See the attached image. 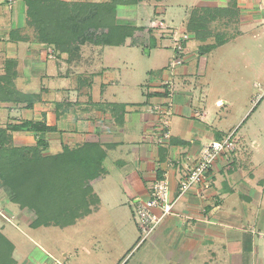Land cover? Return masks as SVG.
<instances>
[{"label":"crops","instance_id":"obj_1","mask_svg":"<svg viewBox=\"0 0 264 264\" xmlns=\"http://www.w3.org/2000/svg\"><path fill=\"white\" fill-rule=\"evenodd\" d=\"M27 1L13 0L11 8H7L0 0V75L7 73L8 61L14 62L9 70L19 95L18 102L6 105L2 123L7 125L0 127L5 129L25 122L43 125L47 132L8 129L7 134L14 147H34L38 139L44 140L45 156H58L76 149L86 152L100 149L104 153L102 172L87 183L90 189L85 194L88 203L84 216L66 227H49L63 231L74 227L91 215L93 206L101 199L109 210L123 207L124 192L123 196L119 195L120 185L104 167L107 160L114 161L118 156L114 163L122 165L123 183L130 186L129 201L147 198L156 179L166 176L170 182L174 213L161 221L154 234V239L165 236V241H152L146 249L151 252L147 259L152 254H162L158 260H150V264H264V250L262 259H254L256 247L252 239L245 233L233 238L232 225L234 217L246 221L247 214H253V208L264 204L263 143L259 146V135H250L247 129L238 138L233 131L235 126L224 130L227 117L207 109L208 97L200 81L209 73L205 68L206 51L242 39L251 42L258 51L260 28L264 33V0L232 1L231 9L238 18L237 34L220 46L211 43L214 37L207 38L210 43L197 40L186 31V25H181L179 30L187 32L189 40L184 43L182 65L173 69L171 60L178 53L170 39L163 44L162 36L163 31L172 28L163 19L158 20L159 16L167 13L172 21H188L193 8L225 9L230 7L228 0H213L226 1L221 6L204 5L201 0H145L118 6L122 8H116V20L129 23L120 27L132 25L130 36L123 40L121 36H99L96 44L86 42L78 49L74 44L75 47L67 50L30 39ZM59 1L100 4L108 0ZM186 8L190 10L188 14ZM109 39L122 42L103 43ZM140 46L148 55L155 51L156 63L160 60L159 53L170 51L168 64L147 71L146 82L140 77L130 79L132 56ZM247 55L248 51L242 52V57ZM240 81L242 77L236 83ZM226 102L217 99L215 108H228L230 103ZM165 132L169 134L168 139L163 138ZM227 137H231V148L218 155L204 183L178 197L179 178L196 165L202 147ZM96 183L106 190L101 195L95 190ZM239 202L247 204V208H242ZM15 207L9 202L2 205L0 216L5 217L4 210H7L11 220L16 216L21 219ZM13 225L20 230L21 224ZM3 231L4 226H0V233ZM5 238L13 245L14 252L15 245ZM95 241L91 251L94 256L99 247V240ZM133 242L138 244L136 227L132 232ZM40 251L47 258H37L35 264H76L58 246L53 253H47L42 247Z\"/></svg>","mask_w":264,"mask_h":264},{"label":"rangeland","instance_id":"obj_2","mask_svg":"<svg viewBox=\"0 0 264 264\" xmlns=\"http://www.w3.org/2000/svg\"><path fill=\"white\" fill-rule=\"evenodd\" d=\"M110 1L108 0L106 3ZM146 1L155 2L154 0ZM232 1L228 0L227 2L231 10L229 16H216L213 22L211 21L206 25L208 36L228 40L237 34L238 18L234 14V10L231 9ZM224 2L226 1L201 0V3L204 5L213 6H221ZM116 8L114 9V24L120 27L128 22L116 20ZM119 8L122 7H118L117 9ZM185 11L188 14L190 10L186 8ZM86 13L87 10H85ZM162 19L168 26L174 29H181V25L185 27L187 22V19L181 22L179 19L172 21V17H168L167 13L159 16L158 20ZM126 27L132 29V25ZM27 32L30 39L33 40L36 34L35 28L27 27ZM258 33L260 34V48L258 51L251 42L244 41L243 39L236 43L228 42L210 52L206 51L205 68L209 73L207 72V76L200 81L205 86L203 93L208 97L205 100L207 109L227 117L226 124L222 128L228 131L235 126L233 131L236 138L247 129L251 133L250 135H255V137L259 135V146L263 143L262 147L264 148V33L262 32V28H260ZM243 36L246 35L244 34ZM205 41L206 43H210L208 39H205ZM211 43H215V41H211ZM163 44H166V39ZM191 44H194V42L192 41ZM69 46L71 48L75 47L74 44H70ZM244 51H248L246 58L242 57V52ZM155 55V51H151L150 55H148L141 46L136 50V55L133 54L132 56L133 73H130L131 81L140 77V80L143 79L146 82L145 73L147 71L154 70L160 65L164 66L168 64V58L170 57L169 50L158 54L160 58L158 63L155 62ZM137 74L139 75L136 76ZM230 77L231 79H229ZM240 77L243 78V81L236 83ZM9 87L11 86L9 85ZM130 92L132 94V89ZM129 99L132 100V96ZM217 99L226 100V103H230L228 108H215V101ZM8 103L11 102H0V126L7 125L2 122L5 120L6 113L4 109ZM241 118H243L242 121L245 120L243 125H241ZM115 157L117 159L118 156ZM115 159L114 161L112 159L107 160L104 167L112 173L111 175L120 185L118 187L119 195L123 196L122 193L124 192L125 204L123 207L109 210L107 205L103 203V199H101V202L93 206L91 215L88 218L78 221L74 227H70V229L64 231L53 227H41L37 230H31L30 224L34 220L33 213L26 209H20L17 204L10 201V192L4 186V181L0 176V210L2 209V205L8 202L12 203L17 206L15 207V213L21 218L19 219L16 216V218L11 220V215L8 214L9 211L7 210V212L4 210L5 217L2 218L0 216V226H4V233L1 232V234L15 245V250L12 254L19 264H35V259L41 257L47 258V255L42 253L40 248H44L47 253H53L55 246L63 249L70 259L72 258L73 261H76V264H148L150 260L154 262L158 258H161L162 254L157 251V253L159 252L158 256L152 254L154 256L150 257L151 259H147L148 253L151 252H147L146 250L152 241L154 243L165 241V236L154 239V234L158 231L156 229L159 225L144 240L138 238V244L137 242H133L132 244V232H134L135 227L138 236L139 232L137 226H134L132 200L129 201L128 197L130 186L123 183V175H121L123 172L121 169L122 165H116L114 163ZM95 190L100 195L101 192L106 191L100 183H96ZM239 203L242 205V208H247V204ZM252 210L253 214H247L246 221L235 217L232 219V225L235 228L233 238L245 233L252 239L256 247L254 248L252 257L254 259L255 257L262 259V251L264 250V204L258 209L256 207ZM122 211L125 212V215L121 214ZM13 224H21L20 230H16ZM26 226L29 227L26 228ZM236 229L240 233L236 232ZM9 232H12V234ZM95 240H99V247L97 255L94 256L91 251L94 247L93 245H96ZM57 254L59 255V253Z\"/></svg>","mask_w":264,"mask_h":264},{"label":"trees","instance_id":"obj_3","mask_svg":"<svg viewBox=\"0 0 264 264\" xmlns=\"http://www.w3.org/2000/svg\"><path fill=\"white\" fill-rule=\"evenodd\" d=\"M142 1L145 0L67 4L59 0H28L27 27L35 28L33 39L36 42L54 45L62 50H67L70 44L77 47L86 42L96 44L99 36H121L123 40L132 34L133 29L114 24V9ZM230 14L229 8H193L189 14L186 31L199 41L214 37L213 45L220 46L225 40L208 36L206 25L213 22L216 16ZM234 14L236 15V11ZM122 40L118 42L109 39L103 43H121ZM13 64L14 62L8 61L7 73L0 76V102L19 101L18 91L14 87L9 70ZM8 129L40 132H47L48 129L31 122L0 128V176L10 192V201L20 209L33 213L31 228L52 225L66 227L82 218L88 203L85 199V194L90 189L87 183L102 172L101 161L104 153L100 149H90L88 152L84 151L85 149H76L66 150L58 156H45L43 151L47 144L44 140L38 139L34 147H14L7 134ZM12 253L13 245L0 233V264H16Z\"/></svg>","mask_w":264,"mask_h":264},{"label":"built area","instance_id":"obj_4","mask_svg":"<svg viewBox=\"0 0 264 264\" xmlns=\"http://www.w3.org/2000/svg\"><path fill=\"white\" fill-rule=\"evenodd\" d=\"M7 8H11L13 0H3ZM162 26V24H161ZM163 27V26H162ZM165 30L166 28H162ZM164 39H170L174 44V50L178 56L170 64V68L182 65V55L185 53L184 43L189 40V34L179 29L163 31ZM164 139L169 138L168 132L163 134ZM231 137L223 141H212L204 145L200 151L196 165L187 170L178 181V197L184 195L192 188L201 186L207 178V173L212 167L218 155L231 148ZM133 220L137 226L141 240L149 236L161 221L174 213L175 199L171 197V186L168 178L156 179L149 190L147 198H137L131 201Z\"/></svg>","mask_w":264,"mask_h":264}]
</instances>
